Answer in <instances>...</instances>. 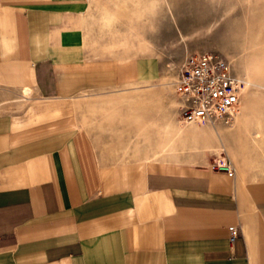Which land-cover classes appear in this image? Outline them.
Masks as SVG:
<instances>
[{"label":"crops","instance_id":"1","mask_svg":"<svg viewBox=\"0 0 264 264\" xmlns=\"http://www.w3.org/2000/svg\"><path fill=\"white\" fill-rule=\"evenodd\" d=\"M113 1L0 0V101L24 96L0 109V264H264V55L226 51L246 82L231 122L258 125L197 129V160L111 155L75 98L170 65L168 11Z\"/></svg>","mask_w":264,"mask_h":264},{"label":"rangeland","instance_id":"2","mask_svg":"<svg viewBox=\"0 0 264 264\" xmlns=\"http://www.w3.org/2000/svg\"><path fill=\"white\" fill-rule=\"evenodd\" d=\"M157 3L155 10L163 7L169 15L165 35L169 40V69L161 71L155 79L131 87L118 85L80 94L74 103L89 132L111 155L197 160L199 155L193 148L196 139L188 125L206 127L210 123H188L183 135L181 126L185 124L179 119L177 97L169 82L174 66L188 53L206 49L225 56L226 51L233 50L240 57L251 58L256 66L254 59L264 55V0H157ZM94 4L96 11L101 9V15L107 16L114 1L95 0ZM145 7V4L140 6ZM135 26L140 37L145 24L137 22ZM256 72L252 73L257 77ZM260 73L264 74V66ZM250 89L253 93H264L258 85ZM22 98L23 95L15 94L8 101H0V109ZM256 115L248 124H219L225 135L233 125L239 129L244 125H258ZM258 120L261 123V118ZM258 134L256 138L262 136ZM206 152L211 160L217 157L216 153Z\"/></svg>","mask_w":264,"mask_h":264},{"label":"built area","instance_id":"3","mask_svg":"<svg viewBox=\"0 0 264 264\" xmlns=\"http://www.w3.org/2000/svg\"><path fill=\"white\" fill-rule=\"evenodd\" d=\"M170 84L177 97L179 119L185 123H230L238 112L244 81L232 61L219 51L188 53L174 66ZM215 170L235 175L236 169L225 152L211 163ZM231 240L238 226H230Z\"/></svg>","mask_w":264,"mask_h":264},{"label":"bare ground","instance_id":"4","mask_svg":"<svg viewBox=\"0 0 264 264\" xmlns=\"http://www.w3.org/2000/svg\"><path fill=\"white\" fill-rule=\"evenodd\" d=\"M246 85V82H245V84L243 85V88H244V86ZM182 124H185V123H182ZM190 128V130L192 131L191 133L195 136V137H197V135H196V133H197V129H199V128H201V129H204L205 128V125H197V124H191V125H188ZM182 127V133H183V135L186 133L185 131L187 130V128L188 127H186V124L185 125H182L181 126ZM213 130H214V132H215V134H216V136H217V138L221 141V142H223V139H222V136L224 135V132L222 131V133H220L216 128H213Z\"/></svg>","mask_w":264,"mask_h":264}]
</instances>
